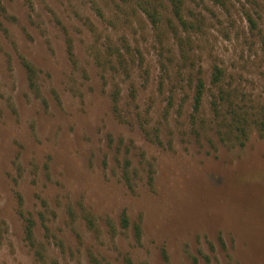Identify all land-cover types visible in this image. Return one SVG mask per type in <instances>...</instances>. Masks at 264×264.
I'll return each mask as SVG.
<instances>
[{
  "label": "rangeland",
  "instance_id": "374dc122",
  "mask_svg": "<svg viewBox=\"0 0 264 264\" xmlns=\"http://www.w3.org/2000/svg\"><path fill=\"white\" fill-rule=\"evenodd\" d=\"M32 1L30 9L23 0H0V264H45L35 262L25 234L29 214L47 264H90V251L105 264L129 255L136 264H264V133L252 131L243 146L217 128L195 134L191 90L186 82L173 88L181 64L175 47L161 51L133 5ZM187 5L203 15L191 39L206 79L219 63L241 77L246 99L260 100L264 61L253 58L243 36L244 9L252 6ZM2 6L14 21L4 19ZM107 40L111 52L120 42L125 53L133 50L136 62L106 80L91 56L101 63ZM23 57L38 72V94L29 89ZM166 66L172 75L164 77ZM116 85L120 114L110 98ZM203 108L211 118L207 97ZM123 211L132 229L113 230L109 221L118 224ZM80 214L95 219L96 229Z\"/></svg>",
  "mask_w": 264,
  "mask_h": 264
},
{
  "label": "trees",
  "instance_id": "16d2710c",
  "mask_svg": "<svg viewBox=\"0 0 264 264\" xmlns=\"http://www.w3.org/2000/svg\"><path fill=\"white\" fill-rule=\"evenodd\" d=\"M10 2V0H8ZM120 4H131L141 14H143L149 29L154 39L155 44L160 47L161 51H165V44L170 42L175 47V52H171L173 56L178 57L176 62H181L176 67V78L174 82V89L176 85L187 83V87L191 90L190 95V113L188 115L190 119V125L195 134L200 135L202 132H206L207 129L213 131V128L219 129V135L227 137L228 140L233 141L238 146H243L249 133L257 131L261 134L264 133V93L260 94L259 99H246L241 89V77L238 79L234 75L229 73L219 63L211 64V73L208 79H206L205 72L202 65L194 63L193 58L196 57V47L193 46L191 33L195 36L199 35L203 28V15L201 13L193 12L187 5V0H116ZM202 3L206 0H200ZM231 0H208L213 5L224 9L230 5ZM246 4L252 6L251 10L246 11L244 9V18L248 26L244 31L245 43L247 46L254 50L253 58L256 60L262 59L264 61V26L263 17L260 10L264 7V0H244ZM263 2V3H260ZM23 3L30 9L33 6L32 0H23ZM4 19L14 21V17L11 16L10 8L1 7ZM202 15V16H201ZM104 17V15H102ZM6 31H10L5 28ZM121 43V42H120ZM119 45L114 48L115 51L111 52L112 44H108V40L105 45L102 46L103 59L102 62L96 61L98 56H91L97 66L102 70V78L107 80L112 73H118L121 69L126 68V63L134 64L136 59H131L134 56L133 50L125 53L123 45ZM66 53L70 63L74 66V71L79 70V59L77 58L73 46V40L68 36L66 44ZM170 50V48H169ZM166 53V52H165ZM129 54V55H128ZM163 54V53H161ZM136 55V54H135ZM130 57V59H128ZM22 65L28 73L29 89L34 94L40 93V88L37 82V71L34 64L26 59L22 58ZM164 70V77L170 74L172 75V69L168 70V67H162ZM175 75V74H174ZM165 80V79H163ZM160 81L161 88L165 87V81ZM264 85V81H263ZM166 88V87H165ZM177 92V89L175 90ZM209 92V93H208ZM171 97V96H170ZM208 98V110L210 111L211 118H205L204 116V101ZM111 105L113 111L118 112L120 104V90L116 85L114 91L110 95ZM173 99V96L171 97ZM208 117V116H207ZM123 180L128 178L127 166L121 167ZM129 183V179H127ZM131 186V185H129ZM24 213V212H23ZM66 213L70 218L76 216V209L73 204L66 206ZM66 215V216H67ZM80 217L89 224L94 230L96 229L95 219L91 218L87 214H80ZM26 222L25 234L29 242V246L34 250L35 262L45 263L44 251L45 248L40 246L35 238V222L32 219V215L24 219ZM109 227L113 230L118 228L132 229L129 216L125 211L120 214L118 224L114 221H109ZM91 230V229H90ZM133 233L135 240L140 243L142 238V228L140 224H135L133 227ZM1 238V233H0ZM87 257L90 264H105L103 259L99 258L94 252H87ZM49 264V263H48ZM123 264H136L134 259L129 255L124 258ZM142 264H148L146 262Z\"/></svg>",
  "mask_w": 264,
  "mask_h": 264
}]
</instances>
